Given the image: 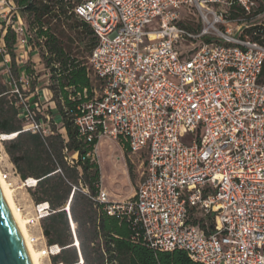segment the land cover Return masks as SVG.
<instances>
[{
	"label": "built area",
	"instance_id": "2783aa9c",
	"mask_svg": "<svg viewBox=\"0 0 264 264\" xmlns=\"http://www.w3.org/2000/svg\"><path fill=\"white\" fill-rule=\"evenodd\" d=\"M72 2L74 14L97 36L85 65L91 97L84 89L86 101L74 114L79 134L88 143L102 137L119 141L143 158L131 199L112 201L101 184L93 202L109 216L126 219L130 240L155 252L182 250L200 264H264V0ZM192 8L197 27L181 17ZM154 22L157 27L148 30ZM8 27L23 53L33 51L19 7L0 0V55L6 65ZM184 42L193 47L181 48ZM30 81L20 78L21 88L11 83V92L19 97L22 131L46 138L50 118L37 120L23 97ZM186 135L194 136L190 144L182 141ZM62 153L66 165L76 167L77 152L64 146ZM1 169L11 185L18 179L29 191L38 184L22 180L14 167ZM76 190L89 193L79 179L60 210L68 219L76 264H84L70 210ZM32 202V211L19 206L31 243L44 264H63L53 262L63 248L49 245L42 228L55 211L47 202Z\"/></svg>",
	"mask_w": 264,
	"mask_h": 264
},
{
	"label": "trees",
	"instance_id": "16d2710c",
	"mask_svg": "<svg viewBox=\"0 0 264 264\" xmlns=\"http://www.w3.org/2000/svg\"><path fill=\"white\" fill-rule=\"evenodd\" d=\"M14 2L26 18L31 50L41 51L45 67L51 73L48 89L62 125L56 127L54 118H50L52 133L46 138L23 132L24 121L20 106L16 105L17 95L3 83L0 75V136L15 135L3 141L11 163L22 180H39L36 188L29 190L34 203L47 202L51 211H55L42 222L48 244L63 248L53 262L76 264L78 261L76 249L69 246L72 236L66 213L60 209L67 202L72 186H77L81 179L89 193L76 190L70 210L77 224L84 264H200L190 260L182 250L155 252L140 243H133L130 240L132 231L126 219L109 216L102 206L93 202L92 197L97 196L102 182L99 165L92 157L98 139L90 143L84 141L75 124L74 114L86 101L84 89L88 90V96L91 97V84L79 58L81 48L90 55L97 44V36L88 23L74 14L72 0ZM3 41L11 59L8 82H15L21 88V70L28 77H32L33 71L28 63L19 67L16 51L18 36L10 27ZM32 111L37 120L46 119L39 106L32 107ZM52 112L49 111V114ZM64 146L70 152H77L76 167L70 168L64 162ZM58 167L62 173H54Z\"/></svg>",
	"mask_w": 264,
	"mask_h": 264
},
{
	"label": "rangeland",
	"instance_id": "374dc122",
	"mask_svg": "<svg viewBox=\"0 0 264 264\" xmlns=\"http://www.w3.org/2000/svg\"><path fill=\"white\" fill-rule=\"evenodd\" d=\"M181 17L189 27L198 26L196 21L199 20V17L195 9L192 8L189 10H184ZM156 27L157 22H154L152 25L148 26L147 29L153 30ZM192 47L193 45H191L189 42H184L181 46L183 49H191ZM34 56L37 62H32L31 59H33V57L31 56L30 60L27 62L30 65L33 74L32 77H30V86L26 89H23L22 91L23 97L27 98L31 105H36L35 101H37L38 106L45 115H48L49 111H54L48 116H50L51 119L52 117L56 118L57 115L55 113L57 112H55V108H51L54 106L49 104L52 102V97L50 99L49 94L43 91L46 88L48 89L49 85L51 84V73L49 69L45 67L41 51L34 54ZM88 57L89 54L84 52L81 48V54L79 55V58L83 62L84 66L88 63ZM7 85L9 86V84ZM41 99L44 101L40 102ZM18 101L19 97L17 96L16 105H18ZM60 120L61 118L58 116L56 121ZM58 125L60 126L59 122ZM58 125L56 127H59ZM193 138V135H186L182 137V141L183 143L190 144ZM4 145L5 144L0 139V165L6 169H11V161L7 157ZM95 159L100 168L102 187L109 193L110 199L115 202H124L131 199L134 196L141 180L143 171V158H139L137 155H132L128 148L119 141L110 139L108 137H102L99 140L98 151L95 155ZM13 188H17L14 192L16 205L18 207H24L26 211H32L33 197L31 193L20 187L18 179H14Z\"/></svg>",
	"mask_w": 264,
	"mask_h": 264
},
{
	"label": "water",
	"instance_id": "95a60500",
	"mask_svg": "<svg viewBox=\"0 0 264 264\" xmlns=\"http://www.w3.org/2000/svg\"><path fill=\"white\" fill-rule=\"evenodd\" d=\"M0 264H32L0 184Z\"/></svg>",
	"mask_w": 264,
	"mask_h": 264
},
{
	"label": "bare ground",
	"instance_id": "6f19581e",
	"mask_svg": "<svg viewBox=\"0 0 264 264\" xmlns=\"http://www.w3.org/2000/svg\"><path fill=\"white\" fill-rule=\"evenodd\" d=\"M15 135H2V137H0L1 140H9L14 138ZM99 144V143H98ZM97 151H98V145H97ZM0 184L3 188V191L7 197V200L10 204L12 213H13V217L18 229V233L26 247V250L28 252V255L31 259L32 264H44L43 261V256L40 252L39 249L35 248L34 245L31 243L30 240V231L27 225V218L23 215V212L21 211V209L16 205L15 203V199H14V192L16 191L17 188H13V184H14V179H13V183L12 185L6 181L3 178V172L1 171L0 168Z\"/></svg>",
	"mask_w": 264,
	"mask_h": 264
},
{
	"label": "crops",
	"instance_id": "0c3cea01",
	"mask_svg": "<svg viewBox=\"0 0 264 264\" xmlns=\"http://www.w3.org/2000/svg\"><path fill=\"white\" fill-rule=\"evenodd\" d=\"M5 34V33H4ZM4 34H3V36H4ZM2 35V34H1ZM24 47H21V46H18V45H16V51H17V56H18V59H17V61H18V65H19V67L20 68H22L27 62H28V60H30V56L31 57H33V59H31V61L32 62H37V60H35V56H34V54H36L37 52H35V51H28L27 53H23L24 52ZM39 60V59H38ZM10 65H11V62H10V64L9 65H6V64H4L3 63V57L0 55V75H1V77H2V80H3V83L5 82V84H9V88L10 89H12L13 87H12V84H10L8 81H9V73H8V67L10 68ZM26 77H28V76H26L25 74H24V72H23V70H21V76H20V78H26ZM30 84H31V81H30ZM30 86V85H29ZM28 86V87H29ZM27 88V87H26ZM25 88V89H26ZM43 91H45L47 94H49V98L51 99V97H52V93L50 92V90L49 89H45V90H43ZM44 100H40V102H43ZM30 103V102H29ZM35 103H36V105H31V103H30V105L32 106V107H36V106H38V102L37 101H35ZM51 106H54V107H51L52 109L53 108H55V103L54 102H51V103H49ZM55 110H56V108H55ZM54 112V111H53ZM56 112V111H55ZM56 114V113H55ZM46 117H49L50 118V116H48V115H46ZM57 117H58V115L56 116V118H54V117H52V118H54V120H55V122L57 123V125H58V122L60 123V126L62 125V122H61V120L60 121H56L57 120ZM59 126V125H58ZM59 126V127H60ZM7 154V153H6ZM7 157L9 158V156H8V154H7ZM10 159V158H9ZM11 166L12 167H14V165L11 163ZM15 168V167H14Z\"/></svg>",
	"mask_w": 264,
	"mask_h": 264
}]
</instances>
